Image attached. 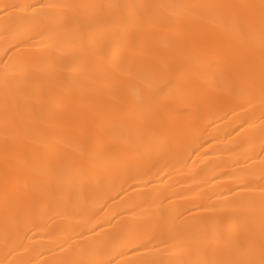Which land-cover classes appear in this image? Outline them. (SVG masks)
<instances>
[{"label": "bare ground", "instance_id": "6f19581e", "mask_svg": "<svg viewBox=\"0 0 264 264\" xmlns=\"http://www.w3.org/2000/svg\"><path fill=\"white\" fill-rule=\"evenodd\" d=\"M0 264H264V0H0Z\"/></svg>", "mask_w": 264, "mask_h": 264}]
</instances>
